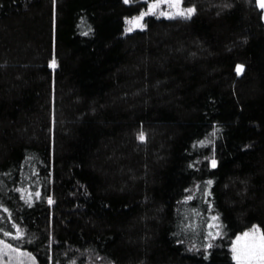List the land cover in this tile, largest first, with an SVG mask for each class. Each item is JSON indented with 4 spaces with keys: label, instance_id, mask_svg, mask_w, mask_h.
Listing matches in <instances>:
<instances>
[{
    "label": "trees",
    "instance_id": "1",
    "mask_svg": "<svg viewBox=\"0 0 264 264\" xmlns=\"http://www.w3.org/2000/svg\"><path fill=\"white\" fill-rule=\"evenodd\" d=\"M184 3L190 20L125 33L145 2L0 0V226L24 232L0 240L31 260L14 264H235L234 239L264 233V10Z\"/></svg>",
    "mask_w": 264,
    "mask_h": 264
},
{
    "label": "snow or ice",
    "instance_id": "2",
    "mask_svg": "<svg viewBox=\"0 0 264 264\" xmlns=\"http://www.w3.org/2000/svg\"><path fill=\"white\" fill-rule=\"evenodd\" d=\"M131 2V0H123L124 4H129ZM53 4H56V0H53ZM162 4H167L169 6V8L171 10H163L161 9L160 11V15L165 16L169 19H177V18H182L185 20H190L193 16L194 13H196L198 11V8L196 5H187L185 6L184 0H149L148 3V7L147 10L145 9H141L139 11V13L137 15L131 16V17H125L126 21H132L135 25L136 28H146L147 27V23L144 22V17L146 15L149 14V12H154V10L157 8V5H162ZM256 4L257 6L264 10V0H256ZM224 8H231L232 7V3L231 2H225L223 4ZM219 14V13H217ZM83 19V18H82ZM55 27H56V16H55V12L53 15V55L51 60L49 61V65L50 67L55 70L58 67V60H57V56H56V52H55V48H56V44H55ZM92 31V29L89 27L87 31H85L83 34L84 35H89V33ZM133 28L132 27H126L125 28V33L128 32H132ZM246 39V38H245ZM245 68V65L242 63H237L236 64V72L237 74H240ZM53 83H55V81H53ZM219 129L214 127L212 129L213 134L218 133ZM137 138L141 141H145L146 140V133L143 130V127H141V130L137 133ZM196 144H199L202 147H207L208 145H213V150H212V157L210 159V165L213 168L217 167V159L215 156V147H214V141L208 139L207 137H205L204 139H200L196 142ZM245 147L247 148L248 145H245ZM204 159H209L208 156H205ZM192 167H196L195 164L191 165ZM213 183V181L211 179H209L207 181V185H211ZM196 190L197 191H205L208 192L207 188H204L203 185L198 182L196 184ZM20 191H24V189H20ZM186 192H188V189H185ZM209 195L211 193H208ZM28 195L31 196V189H29L28 191ZM37 196L40 195L39 192L36 193ZM23 198V197H22ZM183 199L185 201H190L193 199V196L191 194L186 195L183 197ZM47 200L48 202L54 203L53 201V197L51 195L47 196ZM0 207L4 208L5 212H8L9 209L4 206L2 203H0ZM193 211H195V209H193ZM8 219H12V216L9 215ZM213 219H216V217H213ZM13 226L15 227L16 231L15 233H13L12 231L8 230L5 227L0 226V232H2L5 236L7 237H13L15 239H20L24 236V232L22 231V225L20 223H18L16 220H13ZM191 227L190 224L185 225V229ZM209 229L212 228V224L209 223L208 225ZM256 229V225L252 226V229L250 230V232H254ZM216 235H220L219 230L216 231L215 233ZM211 232L209 233L208 237H205V239H207L209 242L202 244L201 247L205 249L204 252H201L200 254L202 256H204L205 259H209L211 256V253L208 252V249H211L213 247V244L211 243ZM244 236H248L249 233H244ZM240 237H237V243L234 244L232 246L233 248V259L237 261V264H264V233L260 234L259 236V242H257L256 237H253V240L251 243L244 245L243 247L240 246ZM178 243L180 241H177ZM0 244H4L8 249H12L15 252H20L21 249L19 247L14 246L12 243L5 241V240H0ZM193 248H195V245H192ZM197 251H199V249H196ZM2 251V250H0ZM91 252H94V249L90 250ZM29 255H31V253H29ZM81 255H83V253H81ZM99 258V257H97ZM34 259V257H33ZM57 264H60V262L58 261ZM70 264H79V262L77 261L76 258H70ZM109 264H115V261H109Z\"/></svg>",
    "mask_w": 264,
    "mask_h": 264
},
{
    "label": "rangeland",
    "instance_id": "3",
    "mask_svg": "<svg viewBox=\"0 0 264 264\" xmlns=\"http://www.w3.org/2000/svg\"><path fill=\"white\" fill-rule=\"evenodd\" d=\"M138 1L145 2L147 4V7H148L149 0H138ZM147 7H146V10H147ZM161 9H163L165 11L171 10L167 4L157 5V8L154 10V12H149L148 15H154V16H158V17L167 18L165 16L160 15ZM148 15H146V16H148ZM126 27H132L133 31L136 30V29H140V28H136L132 21H127L126 22ZM251 229H252V227L237 236V237H240L239 243H240L241 247H243L246 244L251 243L254 236L256 237L257 242H259V236H260V234H262L261 231L259 230L258 227H256L254 232H250ZM244 233H249V235L248 236H244L243 235ZM237 237L234 239V241L232 243V246L237 243ZM232 246H231V251H232V255H233ZM0 250H2V251H0V261H3V257H7L8 258V263L7 264H10L11 262L14 264L16 259L19 258L21 260L22 257L25 258L26 263L31 261L30 258L27 255H24L21 252H13L10 249H8L4 244H0ZM234 262H235V264H237L236 260H234Z\"/></svg>",
    "mask_w": 264,
    "mask_h": 264
}]
</instances>
